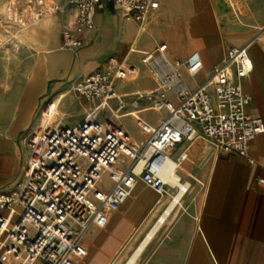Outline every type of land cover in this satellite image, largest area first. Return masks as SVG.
Listing matches in <instances>:
<instances>
[{
    "label": "crops",
    "instance_id": "0c3cea01",
    "mask_svg": "<svg viewBox=\"0 0 264 264\" xmlns=\"http://www.w3.org/2000/svg\"><path fill=\"white\" fill-rule=\"evenodd\" d=\"M29 1L0 0V193H13L23 182L22 138L40 124L43 106L53 102L56 119L67 127L76 126L98 107V102L86 103L73 93L70 85L104 69L110 58L132 69L125 81L113 83L122 103L115 122L136 144H143L149 136L143 125L154 128L166 115L164 110H150L149 104H138L147 101L139 95L157 91L141 58L158 44L166 46L170 62L199 55L203 67L195 77L181 69L190 90L210 77L229 48L245 47L253 65L249 77L240 82L252 98L246 111L264 124V0H156L158 8L148 15L145 31L108 4L94 18L96 29L78 36L86 45L75 54L61 45L63 29H73L75 8L67 6L62 16L37 21ZM119 100L108 101L99 119L111 117ZM73 108L78 110L74 122L66 116ZM133 113L141 120L130 116ZM149 113L160 116L151 122L144 117ZM125 119L145 136L136 137ZM182 152L187 158L177 172L193 191L184 196V207L159 231L137 264H264V186L257 183L264 178V134L248 144L252 165L235 154L217 152L198 136L178 145L172 158ZM129 198L108 216L104 228L87 230L82 239L85 256L75 264H113L122 251L129 254V242L136 237L135 246L143 238L167 203L142 184ZM5 213L0 209V215Z\"/></svg>",
    "mask_w": 264,
    "mask_h": 264
},
{
    "label": "built area",
    "instance_id": "2783aa9c",
    "mask_svg": "<svg viewBox=\"0 0 264 264\" xmlns=\"http://www.w3.org/2000/svg\"><path fill=\"white\" fill-rule=\"evenodd\" d=\"M108 4L131 18L140 31H145L148 15L158 8L156 0L29 1L37 21L62 16L67 6L75 8L73 29L64 28L61 33L62 47L74 54L86 45L78 36L96 29L94 18ZM165 53L166 46L158 44L141 58L158 88L139 98L149 102L150 110L166 112L156 127L143 125L149 136L141 145L115 122L122 103L113 83L125 81L132 71L117 58L71 83V91L86 103L99 104L76 126H64L56 119L53 102L43 106L40 124L22 138L26 147L23 182L13 193H0V209L10 214L0 215V264H75L85 256L82 239L87 230L104 228L108 216L119 209L138 181L167 201L155 221L167 226L190 190V184L176 174L187 154L172 158L184 141L198 136L217 152L235 154L253 164L247 147L264 134V124L246 111L252 98L240 82L252 72L247 49L229 48L222 63L194 90L185 85L181 69L195 77L203 67L199 55L170 62ZM110 100H119V109L100 120ZM102 174L111 183L108 190L99 187ZM257 183L264 186V178ZM13 208H19L18 212L13 213Z\"/></svg>",
    "mask_w": 264,
    "mask_h": 264
},
{
    "label": "bare ground",
    "instance_id": "6f19581e",
    "mask_svg": "<svg viewBox=\"0 0 264 264\" xmlns=\"http://www.w3.org/2000/svg\"><path fill=\"white\" fill-rule=\"evenodd\" d=\"M206 4V3H205ZM6 6V5H5ZM199 12V11H198ZM197 12V13H198ZM24 24V23H23ZM27 28V27H26ZM25 29V28H24ZM23 29V30H24ZM30 29V28H29ZM16 38V37H15ZM12 42V41H11ZM251 65H252V62H251ZM252 69H253V65H252ZM250 75V74H249ZM249 75L248 76H246L245 78H248L249 77ZM244 78V79H245ZM67 116V115H66ZM130 116H133V117H136V118H138L139 120H141V118L136 114V113H133L132 115H130ZM120 120L121 119H123L124 117H118ZM141 124V123H140ZM143 125V124H142ZM148 126V125H147ZM124 128V127H123ZM176 174H177V176L178 177H180L179 176V174H178V172H176ZM138 184H142L140 181H138L134 186H133V188H132V190L130 191V193L128 194V197H127V199L131 196V193H132V191L136 188V186L138 185ZM190 184V183H189ZM192 191H193V185L192 184H190V190H189V193H188V195H187V197L192 193ZM127 199L125 200V202L127 201ZM130 199V198H129ZM158 200V199H157ZM124 202V203H125ZM123 203V204H124ZM184 206H183V204L181 205V209L183 208ZM12 212L13 213H17L18 212V210L16 209V208H13V210H12ZM5 216H7V215H10L9 213H5L4 214ZM148 216H150V215H148ZM147 216V218H146V223L148 222V220H149V217ZM164 227L162 226V225H159V223H154L151 227H150V229L144 234V236H143V238L139 241V242H137L136 244H135V246L133 245L132 246V244H133V240H136L135 238H133L130 242H129V246L132 248L131 249V251L129 252V254H127V255H124V252L125 251H122L120 254H119V256L116 258V260L113 262V264H137V262L139 261V259H140V257H141V255L143 254V252L145 251V249H146V247L151 243V241L157 236V234L159 233V231L161 230V229H163ZM125 257V258H124ZM124 258V259H123Z\"/></svg>",
    "mask_w": 264,
    "mask_h": 264
},
{
    "label": "rangeland",
    "instance_id": "374dc122",
    "mask_svg": "<svg viewBox=\"0 0 264 264\" xmlns=\"http://www.w3.org/2000/svg\"><path fill=\"white\" fill-rule=\"evenodd\" d=\"M134 99H125L126 102H132ZM138 104L141 106H145L147 104H149V102L145 101V100H139ZM110 105L115 108L116 104L111 102ZM78 110H75V108L72 109L71 114L67 115V120L74 122L76 120V114H77ZM160 116V114H155V113H149L147 115H145L144 117L149 120V121H154L156 120L158 117ZM125 125L128 127V129L136 136V137H143L145 136V133L143 131H139L137 128H135V126L133 125V123L131 122L130 119H125L124 120ZM212 147V146H211ZM214 148V147H213ZM215 149V148H214ZM143 185V184H142ZM99 187L103 190H108L111 187V183L109 182V180L106 178V176H102V179L99 183ZM197 187V186H196ZM149 188V187H148ZM200 188V187H199Z\"/></svg>",
    "mask_w": 264,
    "mask_h": 264
}]
</instances>
